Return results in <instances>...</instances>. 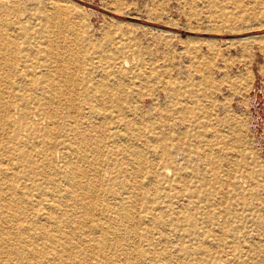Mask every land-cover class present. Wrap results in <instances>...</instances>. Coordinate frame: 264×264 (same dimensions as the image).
<instances>
[{"label": "rangeland", "instance_id": "374dc122", "mask_svg": "<svg viewBox=\"0 0 264 264\" xmlns=\"http://www.w3.org/2000/svg\"><path fill=\"white\" fill-rule=\"evenodd\" d=\"M85 104L121 138L67 137L52 114ZM0 138V207L67 264H264L261 191L234 184L264 170V0H0Z\"/></svg>", "mask_w": 264, "mask_h": 264}, {"label": "bare ground", "instance_id": "6f19581e", "mask_svg": "<svg viewBox=\"0 0 264 264\" xmlns=\"http://www.w3.org/2000/svg\"><path fill=\"white\" fill-rule=\"evenodd\" d=\"M3 50H5V49H3ZM53 52L54 51L52 50V53ZM48 54L51 55V51H49V49H48ZM49 81L52 83H55V82H53V79H51ZM39 84L41 85L40 82H39ZM43 89H45L47 91L42 92V93H47L49 91V88L47 89L46 87H44V88H42V90ZM72 93H73V95H76V92H72ZM99 95L101 96L100 98H102V100L104 98H108V96H109L108 92L105 90L100 92ZM60 97H63V96H60ZM45 101L49 102L50 101L49 97H47V99ZM67 102H70V99L68 100L67 98H59V101H58V103L61 105L62 104L65 105ZM85 105L87 107H89L87 104H85ZM44 109H45L44 105H42L41 107H38L36 109L37 112L35 114L38 113L40 115L41 112H45ZM8 110L9 109H7V111ZM11 112L12 111L10 110L9 113H11ZM45 114H46V118L47 117H49V119L51 118V115H50V114H52L51 112H48ZM52 118L54 120H56L57 124H60L64 127V130H66V132L68 134L67 137L71 136L74 138H79L82 141H85L87 143L92 138V135H94L96 133H102L103 135L107 136L110 139L112 137L121 138V136H122L121 134L119 135V132L117 131L121 128L120 127L121 125L119 122H117L113 126L107 128V125H105V123L103 121H101V120H105L106 117L102 116L100 113L93 110L92 107H89V108L81 111L79 113V115L76 116V118L74 119V126H71L69 123V121L71 120L70 116L64 115L61 120H58L57 119L58 116L55 114H52ZM48 136H49V134L46 135V137H48ZM109 141H111V140H109ZM141 150H143V149H141ZM156 152H157V150H156ZM70 154H71V152H70ZM81 155H82V153H81ZM87 158H89V157H87ZM104 163H106L105 160H104ZM83 165H85V164H83ZM102 166H103V164L100 161H98L97 167H98L99 173L102 172V170L100 169V167L102 168ZM247 173L248 174L246 175L247 176L246 178H243V176H239V177L234 178L235 182L234 181L233 182H234L235 186H238L241 181H244V183H253L254 189L261 191V195L260 194L257 195L255 193V191L253 190L251 192L252 201L254 203H258L259 206L263 205L264 204V197H262V196H264V170L261 169L259 172H255V171L251 170L250 172H247ZM99 179H100V177H99ZM6 180H7V177H6ZM105 181L107 183L113 182L114 178L111 176V177H108ZM137 184H138V182H137ZM108 185H101V186H98V185L94 186L93 185L92 187H90L88 184L82 182V184L80 186V189L82 190V191L80 190V192H81L80 199H81L82 204L88 210L87 212L92 213V215L95 214V216L99 217V218L115 219V218L120 217L122 215V212H120V210H119L120 206H122L123 204H126L128 201L126 200V197H124L123 190L118 187L120 185H115V186H108ZM103 186H106V187H103ZM138 187H139V185H138ZM99 205H101V209H97V206H99ZM5 208H6L5 206L0 207V264H67L68 263L67 261H71V259L67 256L68 250H63L64 246H66L65 244H59L58 246L60 249L53 250L55 243L53 241H51L50 239H48L46 243L38 242L39 238H37V237H40V236H34L32 234L36 230L42 231V227H40L38 225V222L34 223L33 221L26 219L25 217L17 218L18 216L14 217L13 215H10V216H12L13 220H10L11 218L9 217V214L7 213ZM49 209H50V207H49ZM26 217H28V216H26ZM125 217H127V216H125ZM137 218L138 217H136V221H138ZM93 222H94V220H93ZM121 222H122V220H121ZM46 223H48V222H46ZM57 224L58 223L56 222V225ZM55 229L57 230L56 231L57 233L62 234L63 229H65V227L61 226V224H58L57 228H55ZM78 246H80V245H78ZM81 246H83V245H81ZM92 251H94V250H92ZM99 253H100V251H99ZM61 254L65 257L66 261H61V259H60ZM124 259H126V258H124Z\"/></svg>", "mask_w": 264, "mask_h": 264}]
</instances>
